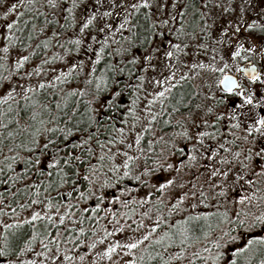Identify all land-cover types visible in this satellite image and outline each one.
Returning <instances> with one entry per match:
<instances>
[{"label":"rangeland","instance_id":"rangeland-1","mask_svg":"<svg viewBox=\"0 0 264 264\" xmlns=\"http://www.w3.org/2000/svg\"><path fill=\"white\" fill-rule=\"evenodd\" d=\"M60 1L63 0H58L57 5ZM67 1L73 3L72 0ZM129 2H135V0H129ZM194 2L197 7H200L202 0H194ZM241 2L246 4V15H249L253 19H259L261 23H264V0H221L223 5L231 3L236 7L234 13L225 14L228 19H231L234 15H239L238 6ZM90 3L91 0H81V3L77 4V7L69 12L65 10L62 11L61 6L54 7L57 13L54 14L55 17H60L55 23L64 24V16L67 15L69 17L68 27H74L76 32H79V35L85 34L88 37L86 44L81 45L74 43L75 45L72 50H70L69 46L60 49V46L63 45V42L61 44L60 41L65 39L66 35V33L61 31L59 33L63 35H58L57 38L53 37L54 34L41 35L51 40L53 39V43L59 41V46L53 45L52 52H46V50H41L39 47L38 52L42 51L43 55L38 58H33L29 51H21L19 48L7 47V64L10 68L9 72H13V75L10 76V73L7 74L9 75V80L4 82L1 88L2 92L11 88L15 89L19 94L23 92L26 87L31 86L30 89L39 87L41 81L53 83V87L49 90L51 94L52 91L62 92L61 88L64 89L67 87L64 85V72H68V68H71L72 64H76L77 66L74 70L88 75L94 68L95 63L93 62H97L96 53L98 49L103 47V52L100 53L102 56L104 52L107 51L105 50L107 45L110 49H114L115 43L116 46L119 45V48L122 47L121 43L128 45V39H126V37L131 36L130 32L132 31V27H117L121 20H123V10H116L119 15H110L102 18L99 16V12L106 10L108 7L109 0H104V5L98 10V15L94 19L92 25L85 29L84 32L80 31V26L84 19H86V12ZM247 9H250V11ZM141 10L143 13L147 11L145 8ZM201 11L205 13L204 19L208 21V25L210 26L209 31L216 37V43L213 42L212 37L209 38L208 36H203L198 33L195 39L189 37L180 38V41H187L189 44V55L187 57L181 53L179 58L176 56L165 58L163 56V49H161L159 53L153 54L151 62H144L142 60L133 61V56H141V54L147 55L153 47L159 44L160 37L157 35L159 29H157V32L152 31L151 33L150 38L152 39V43L146 42V45L141 47H128V49H126L128 51H125V53L121 55L122 62L131 59L135 64L137 76L133 88L135 92L134 95L131 96V99L128 101L122 102L125 106V114L123 115L124 118L120 119L119 127L122 129L121 132H119L120 142L115 147V153L111 151V158L115 164L119 165V172L124 173L127 171L130 176L135 174L134 177L142 173V177L136 180L133 179L135 182L140 180L136 185L133 184L134 181L132 180L128 184H126V182H118L116 184L115 181L109 184L105 182L102 173H95L94 171V181L96 180L97 182L92 181L90 184L92 193L95 196H100L102 194L106 196V192H109V189L111 190L112 188L111 193L113 192V196L115 195L117 197L115 201H118V207H114L115 203L113 204V201H109V205H104L105 208H108L104 210L106 222L102 224L106 225V232L110 233V235L104 236V233L101 234L97 232L90 238L92 240L88 241L89 243L87 246H90L94 238L103 237V239H96L95 247L91 248V250L88 248L84 253H80L79 255L74 254L73 256L77 257V259L73 260L72 264H127V261L134 260L140 250L144 249L146 244L149 245V241H151L150 237L154 239V236L155 238L160 236L159 232H155V234L154 232L152 234L149 233L148 229L151 225L148 222L154 219L152 216L162 214L164 210L173 207V205H175V207L180 206L184 209V214L210 213L213 216L219 217V227L216 231H214L209 238L201 241L202 243H200L197 248L191 247L187 249L186 247V253L198 252L201 247L207 248L209 243L213 239H216L222 244L219 250L224 251V249L227 248L230 254V250L233 246H242L251 236L264 235V231H262L260 227L245 228L239 223V221L243 220L244 224L251 225L255 217L264 213V174L253 169V165L256 163L255 158L252 160L244 159V157L248 155L249 147L252 144L251 137L256 135V133L247 134L249 139L245 140V126L243 124L240 128L234 126L232 118L228 115V110L231 109L234 113L239 109L234 107V97L230 95L227 96L221 90L222 88L220 85L215 83L216 79L220 78L221 74L206 68L191 67L192 63L197 62V60H203L205 64L212 62V49L217 48V43H219V26L221 23L225 22L224 17L220 15L222 11L221 8L214 9L211 15L207 14L209 12L207 8H203ZM199 17L200 13H194L191 8L187 10L184 17V31L186 33L196 31V25L201 27L204 26V20L199 19ZM5 20H7V18H4V21ZM6 23H8V21H6ZM128 23L131 25V19ZM108 24H111L112 27L108 28L106 26ZM100 28H104V31L102 32L103 37H101L98 43L97 37L101 35L98 34ZM6 30V26H0L1 49H5L1 40L6 37ZM173 31H175L174 28ZM95 33L98 35H95ZM74 39L81 40L80 36ZM105 39L108 41L107 45L103 43ZM168 39H171L172 42H179L175 37H168L166 35L164 40L165 48H167ZM200 42L207 43L209 47L203 53H196L195 45ZM68 43H72V41ZM248 46V44L245 45V47ZM84 47H89L91 49L86 53H82L83 51L80 52ZM224 48V45L217 48V53L224 56L229 64L234 65L235 63L243 61L240 57L235 58V60L230 58ZM109 51L112 52L113 50ZM20 56H27L28 59L24 61L21 67L17 68L16 63ZM242 56H248L249 60L254 63L259 60L258 56H249L246 51H242ZM115 58L118 59L117 56ZM185 59L187 63L180 62V60ZM81 61H83V64H81ZM145 63H155V70L151 67H145ZM216 63L217 67H223L219 59ZM165 64L169 67L165 68ZM39 65L41 67H39ZM225 71L236 73L235 67L226 68ZM28 73H31V75H28ZM185 73H188V75L185 76ZM169 74L173 77L171 80L167 79ZM141 76L144 77L143 80L140 79ZM54 77H60V79L57 80L54 79ZM181 77H183V79H181ZM158 81H164V83H158ZM169 85H171V87H169ZM181 85H186L191 88L189 99L181 102L180 106L169 109L168 103L171 89ZM74 87L75 84L73 83L69 86L70 89H74ZM76 87L82 88L81 84H77ZM113 91L114 89L107 93L94 94L91 96V106L97 116L102 115L101 113L105 109L106 102L110 99V94H112ZM157 92H162L163 95L157 97L155 95ZM23 93L25 94V92ZM209 93H213L216 98ZM119 97L121 99L125 98L121 95H119ZM197 98L200 99L198 102L199 104L196 102ZM149 100H152V103H149ZM193 101L196 105L192 107V110L190 107ZM185 106L186 108L189 107V109H185L184 111L179 110V108ZM209 106L213 108L212 113L206 111V108ZM247 107L248 106H246L245 110H247ZM220 111L225 113L223 117L217 116V113ZM151 117H154V119ZM162 119L168 122V126L164 127L159 125L158 122ZM236 119L239 120L240 117H236ZM204 120H207L208 123L204 124ZM213 120H216L215 124L212 123ZM201 132H207L208 135L197 139V136ZM145 133L148 135L143 141ZM214 136L218 137V139H214ZM137 137H139L138 140ZM237 152L240 153V156L235 155ZM221 157L224 158L223 161ZM129 158L134 159L135 166L133 169H128ZM125 164H127V168H125ZM241 164H247L248 169L245 170L241 168ZM214 171L216 172L215 176L212 175ZM222 172H227V175L221 176L220 173ZM237 176L242 177V179L237 181ZM166 180H172V183L170 185L165 184V187L161 189L159 184L164 183ZM217 180L220 181V184H216ZM248 181H251V183H248ZM213 185H215V187H213ZM225 186V195H218L217 189ZM115 192H117V194ZM201 192H204L205 196H200ZM191 193H196V195L192 196L190 195ZM181 195H185V199L177 204ZM241 196H246L248 199L241 200ZM108 199L111 200L110 197ZM201 200L204 202L200 203ZM75 202L76 208H74V206L73 208L75 210L70 208L68 213L69 216L64 222L65 225L78 226V219L81 217L75 211L80 209L79 214L83 213L85 209H87L86 205L89 203V200L79 202V200L76 199ZM134 202L139 203V206H137L139 210L137 213L134 211L128 214V207H126V205H132ZM153 202H161L164 208L157 211L158 208L155 206L148 207L150 204H153ZM192 204H194L195 207H191L190 205ZM124 206L127 210H124ZM64 209L65 206L57 210L58 214H61ZM140 209L144 212L147 211V216H149V213L151 214V218H148L149 220L145 219L143 224L137 221L139 219L138 215L140 214ZM33 211H39L44 215L47 214L45 207L42 206H38L36 209L32 210L29 209L26 214L31 216ZM223 213H227V219L224 218L222 215ZM23 218L22 215L18 219ZM260 224H264V222L257 221V225ZM1 228L2 226L0 223V229ZM117 229H119V231H117ZM144 233H149L151 236L145 237L135 249L128 251L123 250L126 243L139 239ZM229 235L239 236L240 239L229 241L227 239ZM117 241H119V245L116 251L113 252L111 256H104V249L108 247L109 244ZM81 254L84 256L83 259L79 258ZM209 254L214 253L210 250V253H204L201 254V256H207ZM178 259L180 260L178 264H185V261L190 259V257H179ZM199 259L200 257H198V260ZM224 263L225 261L219 262V264ZM192 264H197V261H192ZM209 264H211V262H209Z\"/></svg>","mask_w":264,"mask_h":264},{"label":"trees","instance_id":"trees-1","mask_svg":"<svg viewBox=\"0 0 264 264\" xmlns=\"http://www.w3.org/2000/svg\"><path fill=\"white\" fill-rule=\"evenodd\" d=\"M13 4L17 5L13 12L9 13L7 17L0 15V26L5 27L7 25L6 21H8V23L12 20L17 21L12 29L6 30L7 33L5 35L7 38L5 37L1 40L4 48L5 45L10 48H19L21 51H29L33 58H38L43 55L41 50L52 52L53 45L59 46V41L53 43V39L51 40L46 36H41L43 34H54L53 37L57 38L58 35H63L59 32L62 31L66 33L65 39L60 41L61 44L63 42L60 49L69 46L70 50H72L73 46L76 44L74 38L79 36L81 39V43L79 42V44L83 45L88 41L85 34L79 35V32H76L74 27H68L69 17L66 15V12H69L68 8H62V11H66L64 24H57L55 21L60 17H55L54 14L57 13L54 8H50L44 3V0H0V13L7 11L8 7ZM24 4H28V8L23 7ZM37 5L40 6L39 9ZM40 9H42L41 14L37 15L36 13ZM16 12H20L21 15L16 16ZM140 12L141 11L137 12L139 14H136L133 17V21H131V25L134 24L136 27H132V31L130 32L131 39H128V45L121 43L122 47L119 48V45L116 46L115 43L114 49H110L107 45L105 48L107 51L104 52L99 61L95 62L94 68L90 74H82L71 69L70 74L65 75L69 73L70 68H68V72H64V85L67 87L64 89L61 88L62 92L52 91L51 94L49 90L53 87V83L46 81L43 82V87L40 85L39 87L30 89L27 95L23 93L24 90L19 94L15 91L10 101L0 104V112H4V116L0 117V123L6 124L4 129H0V223L2 226L0 233L5 234L0 235V247H4L6 242L8 248L14 250L8 259L35 258L37 261H39V259H45V257L34 255L36 252L42 251L39 247L41 243L39 238L31 250L23 253L20 257L15 256V252H18L19 248L23 247L24 240L32 235L33 227H35L40 235H47L49 241H51L52 236L57 235V229H59L63 234L59 237L61 240L60 246L62 248L67 247L73 255L84 253L86 249L88 250L89 248L87 244L89 240H92L90 238L97 232L101 234L106 232V225L102 223L106 222L104 210H107L108 207L105 208L104 205H109V201H113V204L115 203L114 207H118V201H115L117 197L115 195L113 196V192L111 193L112 188L111 190L109 189V192H106V196L103 194L95 196L92 193L90 184L95 178L94 171L95 173H102L105 182L109 184L113 181H115L116 184L118 182H126V184H128L131 180L134 181L142 177V173L134 177L135 174L130 176L127 171L124 173L119 172V169L115 167L117 164H115L111 158V151L115 153V147L120 142L119 132L122 130L119 127L120 119H123V115L125 114V106L123 103L131 99V96L134 95L135 92L133 88L137 76L135 64L131 59L122 62L121 55L125 53V51H128L126 50L128 47H141L146 45L152 32V30L148 28V23L145 21L142 15L143 13L141 14ZM4 18H7V20L4 21ZM41 28H43V31H40ZM9 32H11V36L8 35ZM98 34H101L97 37V42L99 43L103 36L100 32ZM98 34L95 33V35ZM69 41H72V43H68ZM39 47L41 52H38ZM84 48H82L80 52L83 51L82 53H86V51L89 52L91 49L89 47ZM4 50L5 49L0 48V96L4 95L9 90L7 89L5 92H2L1 88L4 82L9 80V75H13V72H9L10 68L7 64L8 53ZM109 50L113 51L111 52ZM116 56L118 59L115 58ZM39 67L41 66L39 65ZM97 78H100L99 82ZM72 83L75 84L74 89L77 90L74 93L71 91L72 89L69 88ZM77 84H81L82 88L76 87ZM80 89H83V92H81ZM112 89H114V91L110 94V99L107 100L105 109L101 113L102 115L97 116L91 106V96L94 94L107 93ZM190 90L191 88L188 86L187 89L182 91L184 98L190 96ZM119 95L125 98L121 99ZM26 100H34L36 103L29 104L28 108L25 110L23 106ZM175 101L176 100L173 102ZM9 104L13 105L11 110L8 107ZM44 104L48 105V109L42 107ZM174 104H176V102ZM33 108L40 112L37 120L45 119L47 121L43 127L51 128L53 125H56V128L51 133L42 132V136L38 138L36 147H19L17 141H19L20 144H24L26 143V137L19 135L15 121H9L7 118L8 116H16L19 112L22 123L29 124L30 127H35L36 122L30 120L28 117V112H31ZM73 109H75V111H73ZM53 117H55V119H53ZM69 117L71 119H69ZM158 123L164 127L168 126V122L164 119L160 120ZM10 130L16 133L14 137L7 136V132ZM44 135H47L48 140L51 141L46 152L39 146L40 143H43ZM147 135V133L144 134L143 141ZM81 140H87V145L81 144ZM56 149H59V151L57 152ZM14 154L18 156L19 159L15 158ZM77 157L80 159H77ZM52 159H56L57 163L49 167V163ZM66 160L70 161V163L66 164ZM8 164H12L11 169L7 168ZM128 164V169H133L135 166L134 159L131 158ZM58 169H60V171H58ZM14 174L20 178L15 179ZM61 179L64 180V183H61ZM139 181L140 180L137 182L134 181L133 184L136 185ZM94 182L97 181L95 180ZM69 192H71V195H68ZM81 192L84 193V197H81L79 194ZM115 193L117 194V192ZM109 197L111 200L108 199ZM76 199L79 200V202L89 200V203L86 205L87 211L81 214H79L80 209L75 211L81 218L78 219V226L73 228L69 227V225H65L64 222L69 216L68 213L70 208L72 209L73 206L76 208ZM49 202L52 204V207L46 208L45 205ZM97 204L100 205L99 208H96ZM21 205L28 206L21 207ZM69 205H71V207H68ZM38 206L45 207L47 211L45 215L53 214L52 221L43 218L38 220L27 219V217H29V215L26 214L27 210L36 209ZM64 206L65 209L62 213H67V215L63 223H57L60 219V214H58L57 210L62 209ZM137 206H139L137 202L129 206L126 205V207H128V214L134 211L137 213L139 210ZM152 206L157 207V211L164 208L161 202H153V204H150L148 207ZM127 209L124 206V210ZM184 211L185 210L180 206L174 208L169 207L159 215V220L156 218V215H153L152 217H154V219H151L148 223L150 225L155 224L157 227L154 234L155 232H159L160 235L165 231H170L174 235H179L181 229L187 228L190 234V240L194 241L188 244V249L193 247V244L202 243L201 241L209 238L212 232L207 229H198V222L196 220H185L186 215ZM139 212L138 222L142 221L144 223L145 219L151 218L150 213L148 214L149 216H147V211L144 212L140 209ZM22 215L24 218L18 219ZM11 221H24V223L18 224L11 229H5L3 224L10 223ZM177 221H181V223L177 224ZM45 225L51 228L52 231L45 233ZM174 225L175 227H173ZM79 228H83L84 232L77 233L75 229ZM93 229H95V231H93ZM148 230L149 233H153V231H151V226ZM205 232L210 233V235L205 236ZM69 233H71L72 237H75V239L69 241L71 247L63 243L64 240L69 238ZM151 234H149V237ZM81 239L84 240V244H80ZM95 240L94 238L93 241ZM153 240H155V236L154 239L151 238L149 245L146 244L144 249L140 250L138 256L134 259L136 264H161V257L156 255V253H163L164 256L167 257L177 252V250L183 246L169 244L167 247H164L166 240L159 243H153ZM76 245H79V247H76ZM197 247L198 246H194V248ZM54 250L55 245L53 244L49 251L54 252ZM252 250L255 251V255L252 256L254 261L264 260V245H254ZM149 254H152L151 259H148ZM141 255L144 256L143 260H141ZM226 255L230 254L228 253ZM178 258L179 257L175 260L167 261V264H178L180 261ZM50 264H52V262H50ZM224 264H226V262Z\"/></svg>","mask_w":264,"mask_h":264},{"label":"snow or ice","instance_id":"snow-or-ice-1","mask_svg":"<svg viewBox=\"0 0 264 264\" xmlns=\"http://www.w3.org/2000/svg\"><path fill=\"white\" fill-rule=\"evenodd\" d=\"M44 3H46L50 8H54L57 5V0H44ZM81 0H73V3L69 6L68 11H71L73 8L77 7V4H80ZM104 0H91V3L88 5L87 12H86V19H84L83 23L80 26V31L84 32L85 29H87L89 26L92 25L94 19L98 15V10L103 7ZM17 7L16 4L11 5L8 7L7 11H4L0 13V15H3L4 17H7L9 13L13 12L15 8ZM23 7L28 8V4H24ZM147 9V11L144 13V19L148 23V28H150L153 32H157V29L159 31L157 32V35L160 37V42L157 46L153 47L147 55L141 54V56H133V61L136 60H142L144 62H151L153 58V54L159 53L161 49H163V56L165 58H172L176 56L179 58L180 54L183 53L185 57L189 55L188 53V47L189 44L187 41H180L181 37H189L191 39H195L197 37V34L203 36L211 37L212 33L209 31V25L208 21L204 19L205 13L201 11L203 8L209 9L208 15L212 14V11L216 8H221L222 11L220 13L221 16L224 17L225 22L221 23L219 26V43H217V48H220L222 45L225 46L224 50L227 51L228 56L235 60V58L240 57L247 63V67L244 66V64L241 63H235L234 65L229 64L227 60H225L224 56L219 55L217 53V48H213V56L211 57V63L205 64L203 60H197V62L192 63V68H206L209 70H212L214 72H219L221 74L220 78L216 79L215 83L217 85L222 86V91L226 94H232L233 96L237 97L238 99L234 101V107L239 109L233 113L231 109L228 110V115L232 118V122L236 128H240L242 124L245 126L244 131L246 135L244 136L245 140L249 139V136L247 134H251L253 132L256 133V135H253L251 137L252 144L249 147L248 155L244 157L245 160H252L255 158L256 163L253 165V169L257 172H260L264 174V23H261L259 19H253L249 15H246V4L244 2H241L238 6L239 8V15H234L231 19H228L225 14L234 13L236 11V7L229 3L227 5H223L221 3V0H202V3L200 4V7H197L194 0H135V2H129V0H109L108 7L106 10L99 12V16L107 17L110 15H119L118 12H116L117 9H122L124 12L123 20L117 25L118 28H129L133 27L135 28L136 25H129L128 21L132 18V16H135L137 12L140 11L141 8ZM37 8L39 9L40 6L37 5ZM191 8L194 13H200L199 19L204 20V26L201 27L199 25H196V31H193L191 33H186L184 31L185 27V20L184 17L187 13V10ZM250 11V9H247ZM42 9L37 11V15L41 14ZM16 16H20V12L15 13ZM175 17V19H174ZM179 21V22H178ZM75 22V21H73ZM17 23L16 20H12L11 22L7 23L6 27L7 29H12L13 26ZM215 23V21H214ZM108 28H111L112 25L108 24L106 25ZM173 28L175 31H173ZM40 31H43V28L40 29ZM99 31L102 33L104 31V28H100ZM9 36H11V32L8 33ZM166 35L168 37H175L177 41L179 42H172L171 39H168L167 42V48L164 47V40ZM230 37V38H228ZM7 38V37H6ZM94 38V37H93ZM126 39H131V37H126ZM212 40L214 43H216V37H212ZM14 42V41H13ZM79 40H76V43L79 44ZM105 45H107L108 41L107 39L103 42ZM148 43H152V39L149 38ZM248 44V47H245V45ZM207 43H197L195 45V52L196 53H203L205 50L208 49ZM234 49V50H233ZM5 51H7V45H5ZM242 51H246L249 56H258L259 60L258 62L254 63L251 60H249L248 56H242ZM103 52V47L97 50L96 53V61H99L101 59L100 53ZM28 59L27 56H20L18 62L16 63V67L19 68L21 65ZM220 60V62L223 64V67H217V60ZM181 63H187V60H180ZM95 63V61L93 62ZM81 64H83V61H81ZM145 67H151L153 70H155L156 65L155 63H145ZM76 64H72L71 68L69 69V73H66L65 75L70 74L71 69L76 68ZM165 68H168L169 66L167 64L164 65ZM229 67H235V72L240 75V79H237V75H230L227 71H225L226 68ZM28 75H31V73H28ZM185 76L188 75V73L184 74ZM173 77L171 74L167 76V79L171 80ZM54 79L59 80L60 77H54ZM141 80L144 79L143 76L140 77ZM183 79V77H181ZM100 78H97V81L99 82ZM158 83H164V81H158ZM41 87H43V81H41ZM171 87V85H169ZM31 86L26 87L24 89L25 94L27 95L29 93ZM73 93L76 92V89L71 90ZM81 92H83V89H80ZM15 94L14 89H9L4 95L0 96V104H4L5 102H8L12 99V96ZM210 95H213L214 98L215 95L213 93H209ZM157 97L163 95L162 92H157L155 94ZM239 98H242V102H240ZM36 102L34 100L28 101L26 100L24 104V109L26 110L29 106V104H35ZM149 103H152V100H149ZM247 107V110L245 108ZM9 109L13 107L12 104L8 105ZM44 109H48V105L44 104L42 106ZM75 111V109H73ZM206 111L208 113L213 112V108L211 106L206 108ZM40 115V112L36 111L35 108L31 112H28V117L30 120L36 122L35 127H30L29 124H25L21 122L20 119V113L18 112L16 116H8L9 121H15L18 129V133L21 136L26 137V143L20 144L19 141H17V144L19 147H29L33 148L37 146L38 138H41L42 132L43 133H51L55 130L56 125H53V127H43L47 121L45 119L37 120V117ZM225 113L223 111H220L217 113L218 117H223ZM4 116V112H0V117ZM236 117H240L239 120L236 119ZM154 119V117H151ZM55 119V117H53ZM69 119H71L69 117ZM204 124H207L208 121L204 120ZM213 124L216 123V120L212 121ZM6 127L5 123H0V129H4ZM16 133L13 131H8L7 136L8 137H14ZM207 132H201L197 136V139L203 136H207ZM139 137H137V140ZM51 143V141L48 140L47 135L43 136V143H40V147L45 150V152L48 149V145ZM81 144L87 145V140H81ZM58 152L59 149H56ZM236 156H240V153L237 152L235 154ZM14 157L19 159L18 156ZM30 159V158H29ZM77 159H80L77 157ZM131 159V158H129ZM221 160L223 161L224 158L221 157ZM57 163L56 159H52L49 163V167L52 165H55ZM65 163H70V161H65ZM115 167H119V165H116ZM8 169L12 168V164L7 165ZM125 168H127V164H125ZM241 168L247 170L248 165L247 164H241ZM60 171V169H58ZM127 174V173H125ZM213 176L216 175V172L214 171L212 173ZM221 176L227 175V172L220 173ZM15 179H19V176H15ZM242 179V177L237 176L236 180L239 181ZM61 183H64V180L61 179ZM172 180H166L164 183L159 184V187L163 189L165 187V184H171ZM248 183H251V181H248ZM216 184H220V181L217 180ZM215 187V185H213ZM226 193V186L221 187L217 189L218 195H225ZM81 197H84V193H79ZM68 195H71V192L68 193ZM190 195L195 196L196 193H191ZM200 196H205L204 192L200 193ZM185 199V195H181L177 201V204L180 201H183ZM241 200L248 199L246 196H241ZM204 201L201 200L200 203H203ZM28 205H21V207H27ZM191 207H195L194 204L190 205ZM46 208H51L52 204L49 202L45 205ZM68 207H71L69 205ZM100 205L97 204L96 208H99ZM175 205H173V208ZM87 211V209H85ZM171 211V209H170ZM52 215H44L43 213L39 211H33L31 216L27 217L28 220H38V219H45L48 221H52ZM67 213H61L60 219L57 223H63L65 216ZM146 215V213H145ZM201 215L203 216H209L210 213H196L190 217H185V220H197ZM225 219H227V213L222 214ZM70 218V217H69ZM158 220L160 219L159 215L156 217ZM257 221L264 222V213L260 214L259 216L255 217L252 220L251 225L244 224V221L241 220L239 223L243 225L245 228L248 227H260L262 231H264V224L257 225ZM82 222V220H81ZM24 221H11L10 223L3 224V227L5 229H11L14 226L18 224H23ZM166 223V222H165ZM181 223V221H177V224ZM141 224L143 222L141 221ZM69 227H75L74 225H69ZM156 225H151V231L156 230ZM175 227V225L173 226ZM77 233L84 232L83 228L75 229ZM45 233L51 232L52 229L48 228L47 225L44 226ZM95 231V229H93ZM119 231V229H117ZM230 231V230H229ZM0 235H5L4 233H0ZM63 234L57 229V235L51 237V241L48 240L47 235H40L38 231H36L35 227H33V233L31 236H29L27 239L23 242V247L19 248L18 252H15L16 257H20L23 253L31 250L33 248V245L36 243L37 239L41 241L39 247L42 249L40 252H36L35 256L45 257V259H41L37 261L35 258L32 259H8V257L11 255V253L14 251L12 249H9L7 246V243L5 242L4 247H0V264H72V261L77 259V257L73 256L72 252L68 250L67 247H61V240L59 239L60 236ZM110 233L105 232L104 236H108ZM205 236L210 235V233L205 232ZM223 235V233H222ZM149 236V233H144V235L140 236L139 239H135L132 242L126 243L124 245L123 250H133L135 249L145 237ZM190 234L187 228L181 229L179 235H174L170 231H165L162 235L157 236L155 240H153V243H159L161 241H165L164 247H167L169 244H177V245H183L180 247L176 253L168 255L167 257L164 256L163 253H156V255L161 257V264H167V261L169 260H175L177 257L184 258V257H190V259H187L185 261V264H192V261H197V264H219L220 261H225L226 264H248L249 260H251L252 256L255 255V251L252 250V246L254 244H260L264 245V235H256L251 236L247 239V242L243 243L240 247L233 246L230 250V255H226L229 252V249H224V251H220L219 249L222 247V244L220 241L213 239L207 248L201 247L199 248L198 252L195 253H186L185 248L188 246L189 243H192L194 241L190 240L189 238ZM75 239V237H72L71 233H69V238L67 240H64L63 243L65 245H68L71 247L69 241ZM97 240H102L103 237H97ZM227 239L229 241L231 240H239V236H227ZM84 240L81 239L80 244H84ZM207 243V242H206ZM55 245V251L50 252L49 249L52 247V245ZM119 245V241L109 244L108 247L104 249V256H111L113 252L116 251L117 246ZM76 247H79V245H76ZM95 247V241L92 242V244L89 246V250L91 248ZM210 250L214 254H209L207 256H201V254L204 253H210ZM248 251L250 253L249 256L245 257L243 254ZM198 257L200 259L198 260ZM80 259H83L84 256L81 254L79 257ZM152 258V254H149L148 259ZM144 259V256L141 255V260ZM127 264H136V261L129 260L127 261ZM260 264H264V260L260 261Z\"/></svg>","mask_w":264,"mask_h":264},{"label":"flooded vegetation","instance_id":"flooded-vegetation-1","mask_svg":"<svg viewBox=\"0 0 264 264\" xmlns=\"http://www.w3.org/2000/svg\"><path fill=\"white\" fill-rule=\"evenodd\" d=\"M58 1V0H57ZM73 1V0H72ZM70 4H72V2L70 3L69 1H67V0H63V1H60V3H58V6H61L62 8L64 7V8H68L69 9V6H70ZM57 7V6H56ZM141 9H144L143 7L141 8ZM140 9V13L142 14L143 13V11ZM73 10V9H72ZM192 10V9H191ZM70 13H72V12H70ZM136 14H139V13H136ZM143 15V17H144V13L142 14ZM133 17L134 16H132V18H131V21H133ZM69 21V20H68ZM152 33V32H151ZM150 36H151V34H150ZM211 37H215V36H211ZM211 37H209V38H211ZM88 38V37H87ZM148 43V42H147ZM87 52V51H86ZM241 55H242V53H241ZM241 64H244V66L245 67H247V63L243 60V61H241L240 62ZM228 73H232V72H228ZM233 75H237V79L239 80L240 79V75L239 74H237V73H232ZM131 85V84H130ZM221 88H222V86H220ZM188 88V86H186V85H181V86H177V87H173L172 89H171V94H170V98H169V103H168V108L169 109H171V108H173V107H176V106H180V104H181V102H183V101H185V100H187V99H189V96H187V97H185L184 98V96L182 95L183 93H182V91L183 90H185V89H187ZM226 94V93H225ZM198 95V94H197ZM227 96H232V97H234L233 99H235V101L238 99L237 97H235V96H233L232 94H226ZM196 97H199V96H196ZM178 98V99H177ZM174 100H176L175 102H176V104H174L175 102H173ZM178 100H179V102H178ZM199 98H197V103L199 102ZM239 100L240 101H242V98H239ZM171 102V103H170ZM199 104V103H198ZM196 105V103L193 101V103L191 104V107H190V109H192V107L193 106H195ZM167 108V109H168ZM185 109H189V107H187L186 108V106L185 107H181V108H179V110H185ZM193 110V109H192ZM188 112V111H187ZM214 139H218V137H216V136H214ZM186 215V217H190V216H192V215H194V214H192V215H188V214H185ZM218 220H219V217L218 216H213V215H210V216H208V217H204L203 215H201L196 221L198 222V229H207V230H210L212 233H214V231H216V229L219 227V225H218ZM150 239H151V237H150ZM194 246H198L199 245V243L198 244H193ZM254 245H257V244H254ZM253 245V246H254ZM193 246V247H194ZM253 246H252V248H253ZM245 257H247V256H249L250 254H249V252L248 251H246L244 254H243ZM138 256V255H137ZM136 256V257H137ZM135 257V258H136ZM258 263H260V261H254V259H253V257L251 258V260H249V262H248V264H258Z\"/></svg>","mask_w":264,"mask_h":264},{"label":"water","instance_id":"water-1","mask_svg":"<svg viewBox=\"0 0 264 264\" xmlns=\"http://www.w3.org/2000/svg\"><path fill=\"white\" fill-rule=\"evenodd\" d=\"M230 75H233L232 73H229Z\"/></svg>","mask_w":264,"mask_h":264}]
</instances>
